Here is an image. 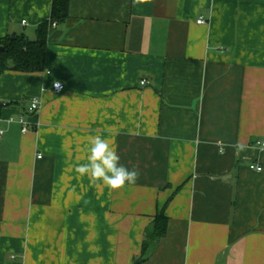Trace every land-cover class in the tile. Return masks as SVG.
<instances>
[{
    "label": "crops",
    "instance_id": "1",
    "mask_svg": "<svg viewBox=\"0 0 264 264\" xmlns=\"http://www.w3.org/2000/svg\"><path fill=\"white\" fill-rule=\"evenodd\" d=\"M52 2L0 0V39ZM45 65L0 76V264H135L163 208L139 264H264V0H70ZM97 134L134 185L74 171Z\"/></svg>",
    "mask_w": 264,
    "mask_h": 264
},
{
    "label": "trees",
    "instance_id": "2",
    "mask_svg": "<svg viewBox=\"0 0 264 264\" xmlns=\"http://www.w3.org/2000/svg\"><path fill=\"white\" fill-rule=\"evenodd\" d=\"M52 6L50 18L39 25L35 39H30L25 34L8 35L0 39V76L7 70L38 72L44 69L52 22L68 18L70 0H53ZM169 219L165 208L157 213L146 230L142 253L135 259V264L149 260L155 245L167 234Z\"/></svg>",
    "mask_w": 264,
    "mask_h": 264
},
{
    "label": "clouds",
    "instance_id": "3",
    "mask_svg": "<svg viewBox=\"0 0 264 264\" xmlns=\"http://www.w3.org/2000/svg\"><path fill=\"white\" fill-rule=\"evenodd\" d=\"M257 145L258 147L254 150L264 152V141H257ZM248 147V145L239 142L225 144L220 147V153L223 154L225 148H233L237 152H244L248 150ZM87 152L86 162H77L74 165V171L80 177L87 176L92 184L100 182L111 190H119L126 185H134L138 180V169H129L120 164L116 147L102 135L97 134L88 137ZM252 168L256 171H264V168L256 165H252Z\"/></svg>",
    "mask_w": 264,
    "mask_h": 264
},
{
    "label": "built area",
    "instance_id": "4",
    "mask_svg": "<svg viewBox=\"0 0 264 264\" xmlns=\"http://www.w3.org/2000/svg\"><path fill=\"white\" fill-rule=\"evenodd\" d=\"M199 23H205V21L200 18L198 20ZM52 26H57V23L56 22H52ZM148 81L147 80H143L141 82L142 85H145ZM65 89V86L63 84V82H60V81H57V82H54L53 84V90H55L56 92H62L63 90ZM41 108V101L37 98V97H33L32 100H31V104H30V107H29V111L30 112H37L39 111ZM10 121H14V118H11ZM17 121H19L22 125H23V131H27V124L26 122L24 121V119L22 117L20 118H17ZM4 133V131L0 128V136ZM39 158H41V155H39ZM252 165H256L257 167H260V168H263L261 165L259 164H251L250 167L252 168ZM253 169V168H252Z\"/></svg>",
    "mask_w": 264,
    "mask_h": 264
},
{
    "label": "water",
    "instance_id": "5",
    "mask_svg": "<svg viewBox=\"0 0 264 264\" xmlns=\"http://www.w3.org/2000/svg\"><path fill=\"white\" fill-rule=\"evenodd\" d=\"M12 36H15L14 34ZM3 104V102H0V105Z\"/></svg>",
    "mask_w": 264,
    "mask_h": 264
}]
</instances>
